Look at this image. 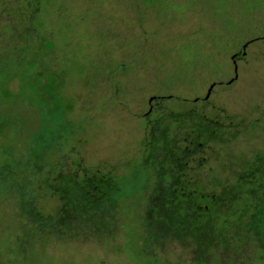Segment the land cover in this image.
<instances>
[{
	"label": "rangeland",
	"instance_id": "1",
	"mask_svg": "<svg viewBox=\"0 0 264 264\" xmlns=\"http://www.w3.org/2000/svg\"><path fill=\"white\" fill-rule=\"evenodd\" d=\"M205 3L0 0V264H264V9Z\"/></svg>",
	"mask_w": 264,
	"mask_h": 264
},
{
	"label": "trees",
	"instance_id": "2",
	"mask_svg": "<svg viewBox=\"0 0 264 264\" xmlns=\"http://www.w3.org/2000/svg\"><path fill=\"white\" fill-rule=\"evenodd\" d=\"M146 6L150 4L154 0H140ZM244 4V9L242 10V5ZM205 5L211 10L212 15L218 20L220 26L226 28L227 30H231L235 28L239 22V18L244 17L246 20H251L252 13L255 10H263L264 9V0H206ZM223 36L219 37L222 39ZM253 39H250L246 42H249ZM236 55V54H235ZM38 56V60L42 61ZM112 178V175H104L99 177V180L92 178L91 176H87L86 178H81L82 180L79 182L81 188H86V192L90 193L91 199L95 196L101 194L103 196L105 192V187L107 188L108 180ZM108 179V180H107ZM114 183V181L111 180ZM101 189H104L102 191ZM192 193V192H191ZM84 198L87 199L86 195L83 194ZM89 199V197H88ZM90 199V200H91Z\"/></svg>",
	"mask_w": 264,
	"mask_h": 264
},
{
	"label": "flooded vegetation",
	"instance_id": "3",
	"mask_svg": "<svg viewBox=\"0 0 264 264\" xmlns=\"http://www.w3.org/2000/svg\"><path fill=\"white\" fill-rule=\"evenodd\" d=\"M242 53H244L243 50H242ZM235 54H237V53H234V54L231 55V59H232V62H233V70H234V66L236 65V64H235V60H234V58H235ZM234 72H235V70H234ZM235 74H236V73H235ZM235 74H234V76H233L232 78H230L229 80H227L226 83L231 82V81L235 78ZM212 84L214 85V82H212ZM213 85H212V86H213ZM204 98H206V97L204 96Z\"/></svg>",
	"mask_w": 264,
	"mask_h": 264
},
{
	"label": "water",
	"instance_id": "4",
	"mask_svg": "<svg viewBox=\"0 0 264 264\" xmlns=\"http://www.w3.org/2000/svg\"><path fill=\"white\" fill-rule=\"evenodd\" d=\"M247 43H248V42H245V43L243 44V48L245 47V45H246ZM243 52H244V51H243ZM234 70H236V65L234 66ZM235 77H236V74H235ZM212 85H213L212 83L209 85V88H208V90H207V92H206V94H205V97L208 96L209 91H210Z\"/></svg>",
	"mask_w": 264,
	"mask_h": 264
}]
</instances>
